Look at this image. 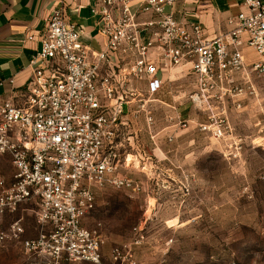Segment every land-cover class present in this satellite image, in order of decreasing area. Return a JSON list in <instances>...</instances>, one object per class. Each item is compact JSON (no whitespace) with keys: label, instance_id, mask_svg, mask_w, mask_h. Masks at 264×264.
<instances>
[{"label":"built area","instance_id":"obj_1","mask_svg":"<svg viewBox=\"0 0 264 264\" xmlns=\"http://www.w3.org/2000/svg\"><path fill=\"white\" fill-rule=\"evenodd\" d=\"M177 1L139 0L132 9L130 0H94L89 12L104 39L100 49L81 41L62 8L47 16L28 79L0 94V158L12 166L9 180L0 174V217L35 204L36 235L21 240L26 251L100 264L101 236L83 220L98 190L142 191L127 175L131 168L155 176L160 160L131 130L141 115L148 145L158 148L152 108L162 103L165 80L175 79L172 71L185 69L194 79L187 99L206 113L197 129L218 142L231 139L228 107L256 97V80L264 77V0H243L213 36L199 22L175 19ZM23 233L15 220L0 231V243Z\"/></svg>","mask_w":264,"mask_h":264},{"label":"rangeland","instance_id":"obj_2","mask_svg":"<svg viewBox=\"0 0 264 264\" xmlns=\"http://www.w3.org/2000/svg\"><path fill=\"white\" fill-rule=\"evenodd\" d=\"M192 88L190 78L172 95L182 101V94ZM257 91L240 108L227 110L232 135L220 142L196 125H178L170 119L174 110L155 103L153 131L190 135L179 143L185 156L178 150L172 159L188 173L162 172L158 178L168 180L169 186L157 192L156 176L131 168L127 175L146 183L144 193L115 188L98 192L95 209L83 225L101 236L100 264H264V80ZM187 110L188 105H181L176 112L185 117ZM174 122L175 128L167 129ZM131 131L147 153L154 154L146 141V126L141 129L134 122ZM160 162L166 170V160ZM11 173L9 159L1 157L0 174L9 180ZM35 209L22 203L0 217V231L18 219L24 228L20 240L0 243V264H94L26 251L21 240L36 235Z\"/></svg>","mask_w":264,"mask_h":264},{"label":"crops","instance_id":"obj_3","mask_svg":"<svg viewBox=\"0 0 264 264\" xmlns=\"http://www.w3.org/2000/svg\"><path fill=\"white\" fill-rule=\"evenodd\" d=\"M93 1L94 0H0L1 95H8L12 90L22 88L28 79L29 75L31 74L29 59L31 55H33L39 49L40 33L44 28L47 16L54 8H62L66 14V18L78 26L81 31L80 38L83 43L87 44L93 49L101 48L104 39L97 33L95 27V18L91 16L89 12V6L93 3ZM242 1L243 0H178L173 8V15L175 19L182 22H199L205 29L206 34L208 36H213L225 29L226 17L236 14L241 8ZM138 2L139 0H130L131 8L135 9L138 5ZM167 9L169 10L170 8L167 7ZM142 18L147 19L148 16L144 15ZM29 35H32L33 38L27 40L26 37ZM245 52L247 59L254 58V54L250 50L246 49ZM181 71L182 70H179V68L172 71L176 73L174 75L175 79L171 82L165 80L158 99L160 100L162 97L164 100H166V103L163 101V99L160 101L174 110L173 118L178 116L180 121L186 122L184 127H189L191 124L196 125L198 122L205 121L206 113L193 106L187 99L188 93H190L193 88L187 92L183 91L184 93L182 94V101H180L181 96L175 97L172 95L174 89H179L182 85L187 83L190 78L194 83L193 77L187 74L185 69L182 71L184 73L179 74ZM163 78L165 79L166 77L163 76ZM10 80H12V83L9 82ZM263 80L264 78L262 80H256L257 90L259 88V84ZM249 100L251 99L246 98L239 100L241 104L240 107ZM181 105H188V110L185 117H181L180 114L176 112L177 107ZM229 108L235 107L229 106L228 109ZM175 118L173 120L176 122L177 119ZM175 122L171 124L172 127L168 125L167 129H174ZM135 123L140 125L141 129L145 126L143 117L141 115L139 116L138 121H135ZM164 129L161 131H164ZM167 136L172 137L171 141H167L164 138ZM189 137V134L183 133H173L169 131L165 134H160V131L157 132L156 138L158 141V148L153 150V153L160 161L166 160L165 164H167L165 167L166 170H162L163 165L159 161L157 170H155L156 177L154 178V185L157 192L159 189H164L169 186L168 180L162 181L158 178L162 172H166L168 176L173 172L179 171L182 173H188V171L185 169V165L175 166L172 162V159L178 150L182 151V158L185 156L184 145L180 146L179 143L183 142L184 140H188ZM146 141H149L148 136H146ZM158 153H160L163 158H161ZM136 180L140 181L142 185V193H144V191L147 189L146 183L140 178H136ZM108 188L110 187H105L102 190ZM102 190H98L96 192V196L98 192ZM152 198L157 200V197L153 196ZM29 203H31V205H35L33 202Z\"/></svg>","mask_w":264,"mask_h":264}]
</instances>
